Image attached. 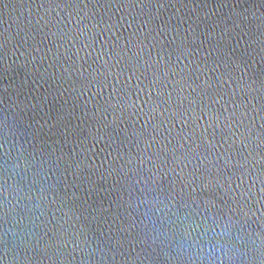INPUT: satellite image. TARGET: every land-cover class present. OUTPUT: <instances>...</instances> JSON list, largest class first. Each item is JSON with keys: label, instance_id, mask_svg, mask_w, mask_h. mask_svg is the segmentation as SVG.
Returning <instances> with one entry per match:
<instances>
[{"label": "water", "instance_id": "water-1", "mask_svg": "<svg viewBox=\"0 0 264 264\" xmlns=\"http://www.w3.org/2000/svg\"><path fill=\"white\" fill-rule=\"evenodd\" d=\"M261 80L264 0H0V264H189L163 231L229 217L260 264Z\"/></svg>", "mask_w": 264, "mask_h": 264}, {"label": "clouds", "instance_id": "clouds-1", "mask_svg": "<svg viewBox=\"0 0 264 264\" xmlns=\"http://www.w3.org/2000/svg\"><path fill=\"white\" fill-rule=\"evenodd\" d=\"M12 135H15V133H10L6 144H8ZM22 157L21 154L15 158L12 164L8 165L12 175L18 174L22 166L27 167ZM43 190L42 188L41 191ZM138 204L152 206L144 213L147 219L142 221V223L145 225L149 222L154 224L155 217H160L162 221L167 218L168 212L165 209L172 211L169 205L163 202V198L159 196H145L144 199L138 200ZM157 205H162V207H157ZM134 206L136 207L137 205ZM172 207L175 208V205L173 204ZM153 211L155 216L151 215ZM161 212H164L163 216H160ZM173 215H176V213L173 212ZM180 219L186 220V217ZM169 223L173 224V221H169ZM234 223L231 217L227 220L214 218L211 223L206 220L203 231L200 230L199 225L196 228H192L191 223H182L179 227H173L171 232L165 229L162 235L167 242V246L171 247L177 256L187 260L189 264H203L204 261H209L211 264H216V261H220V264H225V261H227L228 264H233V262L248 256L247 250L239 246L244 241L242 235L233 230ZM153 242H156V237H153ZM165 254L169 255L167 251ZM261 257L260 264H264V252L261 253Z\"/></svg>", "mask_w": 264, "mask_h": 264}, {"label": "snow or ice", "instance_id": "snow-or-ice-1", "mask_svg": "<svg viewBox=\"0 0 264 264\" xmlns=\"http://www.w3.org/2000/svg\"><path fill=\"white\" fill-rule=\"evenodd\" d=\"M246 63V62H245ZM236 68H240V65L239 64H237L236 65ZM233 70H235V69H233ZM241 73H245L244 72V70H241ZM254 83V82H253ZM249 87H251V85H249ZM253 90H255V89H253ZM259 90H260V92H261V99H264V80H261V82H260V85H259ZM115 91H118V90H116V89H114V92ZM134 106V105H133ZM262 107H264V105H262Z\"/></svg>", "mask_w": 264, "mask_h": 264}]
</instances>
